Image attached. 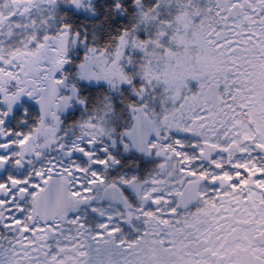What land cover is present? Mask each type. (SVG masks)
Masks as SVG:
<instances>
[{
	"label": "snow or ice",
	"instance_id": "snow-or-ice-1",
	"mask_svg": "<svg viewBox=\"0 0 264 264\" xmlns=\"http://www.w3.org/2000/svg\"><path fill=\"white\" fill-rule=\"evenodd\" d=\"M0 264H264V0H0Z\"/></svg>",
	"mask_w": 264,
	"mask_h": 264
}]
</instances>
